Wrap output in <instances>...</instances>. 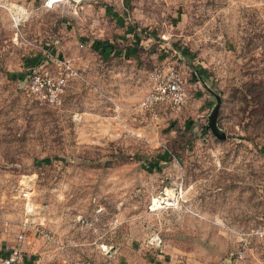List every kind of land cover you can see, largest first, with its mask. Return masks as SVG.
<instances>
[{"label":"rangeland","instance_id":"obj_1","mask_svg":"<svg viewBox=\"0 0 264 264\" xmlns=\"http://www.w3.org/2000/svg\"><path fill=\"white\" fill-rule=\"evenodd\" d=\"M44 2L0 0L32 12L0 6V263L24 234L27 264H264V0ZM169 70L183 102L143 108Z\"/></svg>","mask_w":264,"mask_h":264},{"label":"built area","instance_id":"obj_2","mask_svg":"<svg viewBox=\"0 0 264 264\" xmlns=\"http://www.w3.org/2000/svg\"><path fill=\"white\" fill-rule=\"evenodd\" d=\"M3 1V0H2ZM64 0H45L44 6L48 8H54ZM0 6L8 9L9 14L16 26L22 24L28 20L31 11H28L26 6L23 7H8L6 4L0 3ZM168 75L167 82H159L154 88L145 96L141 102L143 108H150L153 112L156 111V107L160 104H170L174 107H178L184 100L185 89L179 77L174 70L166 72ZM152 77L160 81L162 74L161 72L152 73ZM28 89L41 104L48 106L60 107L63 104V93L67 86V78L60 75H54L48 69L34 70L28 81ZM20 195L30 201V192L28 189H23ZM37 236L43 241L50 243L53 241L52 234L47 231L43 224L38 225L34 228ZM26 242V236L21 234L18 237L17 244L13 247L6 248L3 252L0 264H27L26 253L23 250V244ZM245 258V253L242 250H238L230 255L225 262H218L213 264H238Z\"/></svg>","mask_w":264,"mask_h":264},{"label":"water","instance_id":"obj_3","mask_svg":"<svg viewBox=\"0 0 264 264\" xmlns=\"http://www.w3.org/2000/svg\"><path fill=\"white\" fill-rule=\"evenodd\" d=\"M219 106H220V100L217 102L216 108L213 110L211 116H210V128L212 131L217 135L218 137H225V133L220 132L218 125H217V118L219 114Z\"/></svg>","mask_w":264,"mask_h":264}]
</instances>
